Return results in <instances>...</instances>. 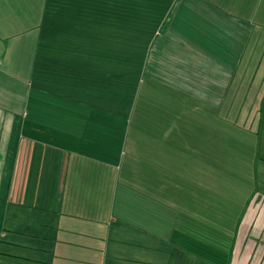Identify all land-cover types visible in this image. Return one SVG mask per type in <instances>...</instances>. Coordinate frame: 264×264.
I'll use <instances>...</instances> for the list:
<instances>
[{
	"label": "crops",
	"instance_id": "crops-1",
	"mask_svg": "<svg viewBox=\"0 0 264 264\" xmlns=\"http://www.w3.org/2000/svg\"><path fill=\"white\" fill-rule=\"evenodd\" d=\"M245 103L258 160L264 0H0L5 264L195 258L187 233L229 210L208 185L238 141L203 118ZM257 198L237 264H264ZM213 231L230 242L229 224Z\"/></svg>",
	"mask_w": 264,
	"mask_h": 264
},
{
	"label": "rangeland",
	"instance_id": "rangeland-1",
	"mask_svg": "<svg viewBox=\"0 0 264 264\" xmlns=\"http://www.w3.org/2000/svg\"><path fill=\"white\" fill-rule=\"evenodd\" d=\"M253 90L254 89H252V92ZM241 91H243V89H241ZM250 106L251 105L245 103L234 105V111L230 110V112H223L224 109L219 110V112H217V116L221 120H218L217 124L213 116L211 115L205 116L203 118V122L207 123L208 125L209 123H211V121H213L214 126L209 125L213 129L219 128L225 131L226 128L230 127V125H234V129L239 131H233V134H231L233 137L238 138L236 144L230 146L231 151L229 150L227 152H221L219 154L220 176L218 177L217 181H215L216 183L208 185V188L211 190L212 194L214 191L215 193L220 192V194H225L226 196H228L229 210H221L225 206H218V208L221 210L220 214L224 215H220L219 219H213V224L215 223L214 227L207 226L205 223H200V225H202L206 231H201L202 234L197 235V238H192L193 234L187 233V245L183 248L190 255L195 256V258L186 259L183 257L182 259L177 258L175 259V261L173 258V261L170 264H216L217 260L218 264L219 262L229 264V253L230 264H237L240 259L239 253L241 250L239 251V249H236V251L233 253V242L235 235V232L233 230L235 229V227L237 228V226L239 225L241 235H249V240H253V238H255L254 235H258L257 230L255 232L253 230H249V220L252 216L251 213L255 211L256 204H258L257 197H262V195H264V146H262L264 145V104L261 107V113L257 121V129H259L257 132L258 134H261L258 136H260V142L262 146L256 154L258 160H253V153L252 151H249L252 149V147H254V136L252 142V139L249 140L247 138V135L241 132V129L239 128L243 125L246 116L248 115L246 112L249 110ZM230 129H233V127H230ZM260 158L262 160H260ZM228 165L229 167H227ZM254 165L256 167H254ZM226 170L230 175L228 178L225 176ZM227 179H229V181ZM204 190L207 191V189L205 188ZM225 213H228V215H226ZM221 223L229 224L230 226V238L232 242L231 251L230 247H228V245H230L229 242L228 244L224 243V246L226 244L227 247H223L222 251L224 252H221L219 249L214 247L213 252L216 253V256H218L214 259V261L213 259L206 260L198 257L190 247H201L202 239H204L207 234L212 233L210 235L216 236V233H214L213 229H215L217 224L220 225ZM1 240L2 235L0 233V264H5L6 257H4L3 255V243ZM260 249L256 250L255 256H258ZM10 264L18 263L12 262Z\"/></svg>",
	"mask_w": 264,
	"mask_h": 264
},
{
	"label": "trees",
	"instance_id": "trees-1",
	"mask_svg": "<svg viewBox=\"0 0 264 264\" xmlns=\"http://www.w3.org/2000/svg\"><path fill=\"white\" fill-rule=\"evenodd\" d=\"M231 246H232V242H231V238H230V251H231ZM214 247H216L217 249H219L221 252L223 250L224 244L222 245V243L216 241L214 238L211 237V235L209 234L208 236H205L204 239H202V245L199 248H195V247H190L192 249V251L195 252V254L203 259H214L217 258L218 256H216V253L213 252ZM219 251V252H220ZM222 255V254H221ZM218 264V261H216ZM219 264H225V263H220Z\"/></svg>",
	"mask_w": 264,
	"mask_h": 264
}]
</instances>
